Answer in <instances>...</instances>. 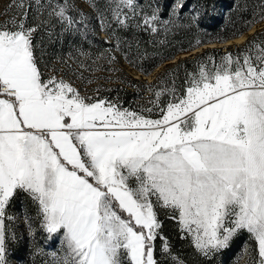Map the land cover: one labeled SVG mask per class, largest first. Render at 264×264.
Here are the masks:
<instances>
[{"label":"snow or ice","instance_id":"snow-or-ice-1","mask_svg":"<svg viewBox=\"0 0 264 264\" xmlns=\"http://www.w3.org/2000/svg\"><path fill=\"white\" fill-rule=\"evenodd\" d=\"M34 2L36 23L28 22L32 0H11L3 13L9 18L0 21V264H10L20 222L33 242L38 231L58 240L46 264H161L158 240L160 258L186 264L163 234L161 210L199 257L210 261L245 234L250 243L241 258L264 264V32L245 38V30L264 21V5L230 36L197 37L180 48L198 53L193 69L183 60L165 69L145 85L151 107L136 110L81 91L63 68L44 60L38 32L53 42L55 21L60 37L87 39L91 18L70 0ZM84 3L106 33L104 43L114 42L95 58L76 48L75 62L85 71H104L101 59L116 62L112 52L127 43L121 32L155 34L157 25L167 31L170 23L161 21L159 7L149 4V14L138 0ZM181 7L178 0L172 14ZM237 39L245 42L223 54L199 51ZM68 68L81 82H95ZM21 198L17 216L10 209Z\"/></svg>","mask_w":264,"mask_h":264},{"label":"rangeland","instance_id":"rangeland-1","mask_svg":"<svg viewBox=\"0 0 264 264\" xmlns=\"http://www.w3.org/2000/svg\"><path fill=\"white\" fill-rule=\"evenodd\" d=\"M10 2L11 0H0V21L9 18L8 16L3 15V13L5 12V9L7 8ZM56 2L62 3L63 0H56ZM70 3L75 4L78 9L83 11L91 18L89 23H90V28L93 30V32L99 33L100 37H105V34L101 32L99 24L95 19V13L86 3H84V0H70ZM12 14L13 13H9V16ZM73 15L75 16L76 13H73ZM33 17L34 14L33 13L31 14V12H29V21H28L29 24L36 23ZM44 18L45 19L47 18L46 14ZM93 20H95L96 22L92 23ZM53 24H54L53 31L55 33V35L53 36V42L49 43L45 31L38 32L36 35V40L38 43H40L43 38L42 47L46 50L47 53V55H45L44 57V60L48 62L49 65L55 64L57 68H63L65 78L75 81V86L78 87L81 91L87 89V93L89 95L98 96L99 98L107 97L108 99L113 101L118 99L120 104H122L123 107L125 108H132L139 110L142 107L144 108L151 107V105L149 104V99H151V96L145 90V85L149 83H154L156 77L161 73H163L165 69L171 68L172 65L177 62V60L188 57L191 58L197 53V52H192L191 54L186 53L187 55H182V56L181 54L183 53H180L177 56H175L176 57L175 61H166L162 63L159 67H156L151 72V75L144 76L139 71L132 68L131 66H128L127 68L123 69L121 65H123L124 62H122L121 58H119L117 52L114 50L112 52V55L116 57V62L114 64L110 65L106 62V60L101 59L97 63L101 65L104 64L105 66L104 71H95V72L85 71L83 69H79L75 61L77 59H80V57H78L76 53V48H83L85 51H89L92 53L91 50L87 49L86 46L82 45V43H84L87 39H82L79 35H72L69 33H65L62 37H60L59 36L61 32L60 25L57 24L55 21H53ZM262 27L256 29H260ZM251 34L252 33H250L249 35ZM236 44L237 43H234L233 45H231V47H234ZM90 46L91 49L93 48L95 51H97L96 54L94 52L92 53L93 58H95L98 55V51H101V49H99L100 45L98 42H95L92 43ZM211 46L213 45L211 44ZM110 48H114V46L113 47L110 46ZM221 49L224 50L223 48ZM69 53H72L73 59L68 58ZM56 56H59L63 60H66L67 64H61L57 62L55 59ZM86 63L88 65H92L91 60L86 61ZM68 65H71V67L73 69H76L78 72H83V75L85 77L93 78L95 82L92 84H87L85 82H81L80 80L76 79L73 73L69 71ZM109 68L118 69V71H108L107 69ZM45 71L47 72V69H45ZM125 73H127V75ZM128 75H132L133 77L140 79L138 81H135L132 80ZM97 88L100 89L99 93H96L94 91ZM123 88H128L136 93V95L133 96V98L129 99L128 102H125L123 100L124 97ZM23 210H24L23 198L19 199V204H14L12 209H10V211H12L17 216L22 215ZM160 219L161 221H163V234L167 236L168 239L171 241L173 246V251L178 253L180 256H182V258L186 261V264H247L248 258L246 256H243V258H241L245 244L250 243V241H248V238L245 234H241L240 236L235 238L233 242L230 244L229 248L218 253L209 261V260H205L202 257H199L194 252V250L188 245V242L186 240L180 239L175 223L167 218L163 210H161L160 212ZM17 236H18L17 241H22L25 249L22 255V259L19 261L12 257L11 248L13 244H10L9 247L10 264H46V262H50L51 259L47 255V253L51 251H56L58 248L57 239L48 241L45 239L43 233L39 231L36 234L35 241L34 242L31 241L27 237L22 222H20V226L17 231ZM159 247H160V241L158 240L157 253H156L157 258L161 259V264H169L168 260L160 258ZM36 248H42L43 253L36 254L34 251Z\"/></svg>","mask_w":264,"mask_h":264},{"label":"trees","instance_id":"trees-1","mask_svg":"<svg viewBox=\"0 0 264 264\" xmlns=\"http://www.w3.org/2000/svg\"><path fill=\"white\" fill-rule=\"evenodd\" d=\"M54 2H56V0H54ZM100 2H102V0H100ZM179 2L182 3V7L178 10L176 15H173L172 9L178 3V0H138V3L144 8V11L149 14L151 12V8L148 7L149 4L159 7L161 21L167 20L170 23L167 25V31L165 30V25H157L158 31L155 34L135 30L121 32L120 35L127 43L122 46V51L116 52L122 62H124V64L121 65L123 69L131 66L138 71V69L129 64L128 59L125 58V54H127L130 59L135 60L144 68H150L153 71L157 65L166 62L163 60L164 57L177 56L183 53L180 52L179 49L189 48L190 45L195 44L197 37L208 41L215 40L219 36H230L234 30L241 27L245 19L250 18L253 12L259 11L260 7L264 5V0H179ZM32 3L33 11L30 12L34 14V9L36 7L34 0H32ZM41 3H47V0H41ZM194 17L195 20L193 19ZM95 22V20L92 21V23ZM246 31L247 30H245V32ZM260 32H264V27L254 30L247 38ZM103 33L105 37H100L97 32H90L87 40L82 43V45L96 54L97 51L93 48L91 49L88 41H92V43L98 42L100 45L99 49H101V51H98V55L105 49L110 48V46L113 47L114 42L113 44L104 43L106 33ZM161 41H163V43H161ZM128 44L132 45L130 49ZM229 47L231 46L229 45L226 49ZM224 51L225 50L219 47H207L201 52L223 54ZM196 56H198V53L191 58H183L177 61H186L187 70L191 71L193 69L192 60ZM175 66L176 63L168 69H172ZM103 67L105 68L104 64ZM125 74L127 75V73ZM177 75L179 77L176 81L177 84H182L185 69L181 68ZM128 76L135 81L140 79L132 75ZM123 93V100L125 102H128L129 99L136 95L133 90L128 88H123ZM15 204H19V200H17ZM24 249L22 241L13 243L11 248L12 257L20 261Z\"/></svg>","mask_w":264,"mask_h":264},{"label":"water","instance_id":"water-1","mask_svg":"<svg viewBox=\"0 0 264 264\" xmlns=\"http://www.w3.org/2000/svg\"><path fill=\"white\" fill-rule=\"evenodd\" d=\"M262 26H264V21H262V22H260V23H257L256 25H254L253 27H252V29L250 30V31H247L246 33H245V38H247L248 37V35L250 34V33H253V31L256 29V28H259V27H262ZM239 41V42H238ZM244 40H233V42H232V45L234 44V43H241V42H243ZM212 45H214V46H211V44H204V45H202V46H200V48H199V51H201L202 49H204V48H206V47H221V48H223L224 50H226V48L229 46V45H222V44H219V43H215V44H212ZM182 55H187L186 53H183V54H181V56Z\"/></svg>","mask_w":264,"mask_h":264},{"label":"bare ground","instance_id":"bare-ground-1","mask_svg":"<svg viewBox=\"0 0 264 264\" xmlns=\"http://www.w3.org/2000/svg\"><path fill=\"white\" fill-rule=\"evenodd\" d=\"M238 40V39H237ZM239 42V41H238ZM214 46V45H213Z\"/></svg>","mask_w":264,"mask_h":264}]
</instances>
